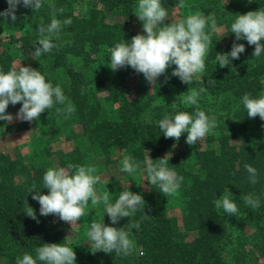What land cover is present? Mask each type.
Segmentation results:
<instances>
[{"label": "trees", "instance_id": "1", "mask_svg": "<svg viewBox=\"0 0 264 264\" xmlns=\"http://www.w3.org/2000/svg\"><path fill=\"white\" fill-rule=\"evenodd\" d=\"M165 1L169 10L174 4L181 10L177 20L167 18L166 24L186 18L185 6L190 3L205 16L214 15L222 29L211 33L205 71L190 85L172 76V65L156 85H151V93L136 83L128 96L125 89L132 73L130 66L115 72L108 67L111 49L117 43L143 33L142 26L135 28L130 23L137 0H44L39 10L27 8L22 32L9 34L6 41L0 36V70L6 73L22 65L38 69L47 82L61 87L75 107L67 119L57 114V107H65L57 104L38 120L27 121L46 133L30 140L25 153L10 156L0 151V264H16L25 253L35 258V250L44 243L65 244L60 235L68 223L55 215L41 216L38 201L28 191L35 184L37 191L47 194L43 175L49 169V158L56 155L57 166L65 168L68 164L85 166L87 160L96 158L100 161L95 165L98 173L112 162L111 151L131 157L139 167L134 173L98 183L97 192L109 191L111 203L121 191L139 193L146 202L145 213L137 211L111 225L104 209L96 222L126 229L129 222H139V229L131 230L135 246L129 255L122 256L73 248L76 264H264V121L259 116L248 118L242 103L246 93L253 98L264 95V53L253 57L255 46L246 40L236 41L231 33L237 16L264 10V0H184L185 8L179 7L180 0ZM50 5L64 9L55 18H71L73 22L62 25L58 37H53L58 47L34 57L38 28L53 18ZM7 8V0H0V12ZM2 31L0 23V35ZM234 42L243 43L245 51L221 68L215 59L217 53L230 52ZM139 87L143 91H137ZM201 87L207 91L201 94L199 107L217 116L218 127L198 141L202 146L188 145L187 133L179 141L165 138L158 121L166 114L194 112L195 106L182 101L189 89ZM59 142L72 145L63 151L57 149ZM148 153L154 163L169 153L168 166L183 176L177 195L164 196L146 180V174L141 179L140 169L145 167ZM245 164L257 169L255 184ZM225 194L237 203V216L215 207L214 201ZM248 195L259 198L257 209L244 203L242 197ZM26 201L36 211L39 223L24 213ZM173 201L178 215L170 212ZM55 217L60 220L59 228ZM91 223L86 225L87 232ZM225 248L228 261L222 255Z\"/></svg>", "mask_w": 264, "mask_h": 264}, {"label": "clouds", "instance_id": "2", "mask_svg": "<svg viewBox=\"0 0 264 264\" xmlns=\"http://www.w3.org/2000/svg\"><path fill=\"white\" fill-rule=\"evenodd\" d=\"M7 3L8 8L0 12V17H3L5 22L9 19L15 22L19 5L36 11L41 9L44 0H7ZM50 7L53 8V18L48 25L38 28V46H35L32 53L34 57H40L58 47L53 43V37H58L62 25H71L73 22L71 18L63 21L55 18L56 13L63 14L64 9H56L55 5ZM179 7H184V0H180ZM136 16L143 22V33L134 35L130 41L123 40L111 49L108 67L112 71L130 66L135 72L143 74L152 85H156V81L165 75L172 65H175L172 76L178 77L182 83L188 85L197 74L204 73L205 58L212 44L211 33L222 30L218 28L214 15L205 16L202 12H196L175 23L166 24L168 11L161 0H138ZM231 33L235 34L236 41L246 40L248 45H254L252 55L259 58L264 53V10L239 14L231 25ZM244 51L243 43L234 42L230 52L217 53L215 59L223 68L229 66L232 60L239 59ZM206 91V87L189 89L188 94L184 96L182 102L195 106L194 112L179 111L174 115L166 114L158 121L165 138L179 141L182 134L187 133L186 143L192 146L218 127L217 116L208 115L199 107L198 100ZM18 103L21 107L15 119L28 122L38 120L42 113L57 104L65 106L56 108L57 114L64 115L65 119L75 111L74 105L59 85L54 86L47 82L45 75L38 69L24 65L13 67L6 73L0 70V121L12 122L14 117L7 113L6 109L10 104ZM242 103L248 118L259 116L264 121V95L253 98L246 93L242 97ZM170 159L169 153L155 160L156 163L149 153L145 158L146 180L157 186L164 196L177 195L183 182V176L168 166ZM122 165L121 170L130 174L139 167V164L132 162L131 157H125ZM244 167L249 173L251 183L255 184L257 169L249 164ZM95 172V167L74 164H68L66 168H49L43 175V189H47V194L37 191L35 184L28 189L29 194H33L32 199L40 205V215H55L66 223H78L82 217L88 215L89 201L92 207L104 204L111 225H116L121 218L133 217L137 211L144 212L146 202L139 193L121 191L115 203L110 202L109 191L98 193L96 185L101 178L95 175ZM242 199L252 209L260 206L259 198L248 195ZM214 203L218 210L222 208L229 216L239 214L237 203L228 194L222 195ZM24 213L39 223L36 211L27 201ZM111 225L103 221L90 224L87 237L92 254L99 251L109 254L115 252L118 256L129 255L135 246L131 230L139 229V222H129L127 229ZM35 251V258L25 253L22 258H17L16 264H76L77 257L73 247L63 243H44Z\"/></svg>", "mask_w": 264, "mask_h": 264}, {"label": "rangeland", "instance_id": "3", "mask_svg": "<svg viewBox=\"0 0 264 264\" xmlns=\"http://www.w3.org/2000/svg\"><path fill=\"white\" fill-rule=\"evenodd\" d=\"M162 5L166 8L168 11V17L172 18L174 20H177L179 18V13H181V10L177 8L176 4L174 6L168 7V3L165 0H161ZM186 7V8H185ZM185 15L188 16L190 14L196 13L197 7L196 5H191L190 3L185 6ZM137 8H138V0L136 4L134 5L132 16L130 17V23L131 26L137 28L139 26H142V21L138 19L136 16L137 14ZM26 10L27 8L24 7L22 4L17 7L16 10V16L17 19L15 22L11 21L9 19L7 22L4 21V18H0V23L3 27V31L1 33V40L6 41L8 39V35L12 34L14 36H17L20 32L24 30V24L26 19ZM179 12V13H178ZM217 33V32H215ZM131 68V67H130ZM132 73H130L127 76V83H126V89L125 92L129 96L133 92L132 88L134 84L138 83L145 87V91L151 93L152 91V84H149V82L144 78L143 74L135 72L132 68ZM138 75H141L138 77ZM137 91H143L141 87L137 88ZM18 106L16 105H9L6 109L7 113H10L13 115L14 119L12 122H5L0 121V151L8 153L10 156L16 155L18 152L21 154L25 153L29 149L28 143H30V140L36 139L37 137H40L41 135L46 133V130L42 128H38L37 124H29L27 121H21L18 119H15L16 113L19 111ZM36 123V122H35ZM198 143V142H197ZM200 146H202L203 142L198 143ZM72 143L67 142H59L57 149H61L63 151L68 150L71 147ZM56 148V145H55ZM112 153V162L108 164L104 169L100 170L98 173L96 172L95 175L100 176V182L99 185L103 184V181H105L109 177H123L124 175H127V172L122 171V162L125 159V156L123 153L120 152H113ZM49 167H58L57 166V159L56 155H52L49 158ZM100 163L99 160L96 158L87 160V163L85 164L86 167H96L95 165H98ZM103 167V166H102ZM140 177L141 179L145 178L147 176L146 167L140 169ZM146 174V176H145ZM172 208L170 209V212L174 215H178V209L176 206V202L173 201L171 203ZM105 209V206L101 204H98L95 207L91 206V201H89V208H88V215L85 217H82L78 223L69 224L68 228L64 227L62 229L61 238L63 242L71 246L73 248H79L83 247L85 249H90L89 246V240L87 237V229L86 225L91 222H96L103 214V211ZM56 220V227L59 228L57 225L58 220L56 217L54 218ZM68 236V237H67ZM67 237V238H66ZM229 252L227 248L223 250V257L225 260L228 261L229 259ZM254 262H251L252 264Z\"/></svg>", "mask_w": 264, "mask_h": 264}]
</instances>
